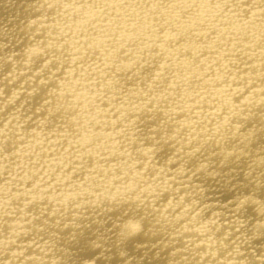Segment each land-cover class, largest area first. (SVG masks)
I'll list each match as a JSON object with an SVG mask.
<instances>
[{"label": "bare ground", "instance_id": "6f19581e", "mask_svg": "<svg viewBox=\"0 0 264 264\" xmlns=\"http://www.w3.org/2000/svg\"><path fill=\"white\" fill-rule=\"evenodd\" d=\"M0 264H264V0H0Z\"/></svg>", "mask_w": 264, "mask_h": 264}]
</instances>
